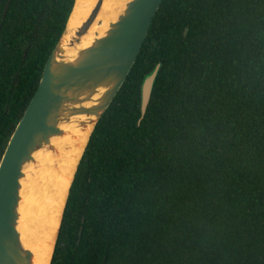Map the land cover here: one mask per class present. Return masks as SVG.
<instances>
[{"label":"trees","instance_id":"1","mask_svg":"<svg viewBox=\"0 0 264 264\" xmlns=\"http://www.w3.org/2000/svg\"><path fill=\"white\" fill-rule=\"evenodd\" d=\"M73 4L0 0V159ZM104 257L264 264V0L162 1L89 138L50 264Z\"/></svg>","mask_w":264,"mask_h":264},{"label":"water","instance_id":"2","mask_svg":"<svg viewBox=\"0 0 264 264\" xmlns=\"http://www.w3.org/2000/svg\"><path fill=\"white\" fill-rule=\"evenodd\" d=\"M52 49L38 87L18 121L0 159V264H34L18 231L22 189L35 177L40 154L58 157L54 143L90 130L68 183L52 252L77 167L89 138L128 76L163 0H127L104 30L90 35L104 0H90L83 22ZM160 64L143 76L140 113L145 114ZM30 170L32 172H30ZM105 257L101 264H105Z\"/></svg>","mask_w":264,"mask_h":264},{"label":"bare ground","instance_id":"3","mask_svg":"<svg viewBox=\"0 0 264 264\" xmlns=\"http://www.w3.org/2000/svg\"><path fill=\"white\" fill-rule=\"evenodd\" d=\"M127 0H104L96 23L90 29L88 41L93 33H101L106 23L113 20ZM90 0H76L67 24V36L83 22L88 13ZM90 130L72 133L73 136L54 143L59 156L40 154L39 169L35 177L22 189L20 206L21 220L18 231L22 242L34 257V264H48L58 228L61 210L67 194L68 183L81 155ZM30 170V172H32Z\"/></svg>","mask_w":264,"mask_h":264}]
</instances>
